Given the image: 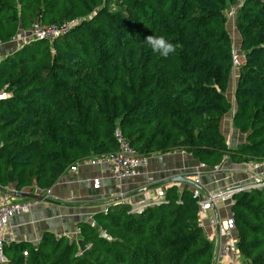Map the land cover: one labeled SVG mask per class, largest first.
<instances>
[{
  "label": "trees",
  "instance_id": "trees-1",
  "mask_svg": "<svg viewBox=\"0 0 264 264\" xmlns=\"http://www.w3.org/2000/svg\"><path fill=\"white\" fill-rule=\"evenodd\" d=\"M237 1L0 0L1 47L35 20L77 22L0 59V188L50 189L71 167L114 154L117 128L145 158L182 151L208 170L263 162L264 3L236 11L235 69L226 13ZM231 111L245 138L236 148L220 130ZM191 191L168 186L166 204L140 213L109 207L93 226L80 222L76 240L5 246L6 264H211ZM231 209L243 264H264V189L235 194Z\"/></svg>",
  "mask_w": 264,
  "mask_h": 264
},
{
  "label": "crops",
  "instance_id": "crops-1",
  "mask_svg": "<svg viewBox=\"0 0 264 264\" xmlns=\"http://www.w3.org/2000/svg\"><path fill=\"white\" fill-rule=\"evenodd\" d=\"M227 31L233 47L239 49L240 38L234 29L233 21H227ZM17 47H19L17 43H8L0 47V59L12 54ZM237 79V72L233 71L227 92V97L232 103H234L233 92ZM5 97L6 94L0 93V99ZM232 114L233 111L223 117L220 130L227 145L236 148L245 138L232 127ZM198 165V162L182 151L153 155L147 158L139 175L117 183L110 177L107 165L83 162L76 165L74 171L70 169L58 178L49 189L51 196L48 199H45V191L35 186L17 190L15 183L11 182L0 190L8 191L13 201L29 202L31 206L29 212L16 215L8 221L5 246L21 243L35 246L45 234L76 240L80 222H92V217L96 213L104 212L109 207L145 203L159 190H165L173 184L182 188L185 183L171 184L170 179L189 174ZM247 165H233L226 160L220 165L222 169L220 172L213 175L208 171L203 173L202 185L208 191H217L228 186L247 184L251 181ZM254 173L264 178V161L259 163ZM93 180H98L97 188L94 187ZM215 180L217 182H214ZM219 208L223 215H226V209L222 205H219Z\"/></svg>",
  "mask_w": 264,
  "mask_h": 264
},
{
  "label": "built area",
  "instance_id": "built-area-1",
  "mask_svg": "<svg viewBox=\"0 0 264 264\" xmlns=\"http://www.w3.org/2000/svg\"><path fill=\"white\" fill-rule=\"evenodd\" d=\"M244 1L238 0L236 4L230 6L226 13L229 21H233L237 9L243 5ZM256 1L264 3V0ZM76 24V21H66L61 26H45L35 20L26 33L13 38L11 43H17L18 46H22L31 39L52 42L59 37L67 35ZM231 55L233 66L236 69L243 58L234 49ZM114 139L117 144V151L114 154L101 158H91L84 162L107 165L110 177L115 182L121 183L130 177L139 175L141 167L147 162V158L135 151L118 128L114 132ZM258 165L259 163L247 165V172L251 175V181L247 184L228 186L217 191H208L202 185L201 177L205 171L212 175L220 172L222 170L221 166L208 170L203 164H199L193 172L181 176L185 180L182 183L192 186L191 194L198 208V227L203 230L206 240L212 244L211 264H243V258L236 245L234 212L231 209L232 197L240 192L264 189V178L254 173ZM71 170L74 171L75 167H71ZM214 182L217 181L215 180ZM173 183L179 182H171V184ZM93 185L97 188L99 185L98 180H93ZM50 196V190H45V199L50 198ZM164 197L165 190H159L152 199L147 200L145 203L130 205L129 213H140L147 207L166 204L167 201ZM219 205L226 209V215H223ZM30 206L29 202L17 203L13 201L8 191L0 190V264L8 262L4 254L5 232L8 221L16 215L29 212ZM106 211L104 212L106 213ZM93 225L94 223L91 222V226ZM103 236L105 235L103 234ZM22 255L26 257L27 252H22Z\"/></svg>",
  "mask_w": 264,
  "mask_h": 264
},
{
  "label": "water",
  "instance_id": "water-1",
  "mask_svg": "<svg viewBox=\"0 0 264 264\" xmlns=\"http://www.w3.org/2000/svg\"><path fill=\"white\" fill-rule=\"evenodd\" d=\"M183 178L181 176H175L170 179V182H184ZM19 195V194H18ZM27 197L32 198L33 196L27 195Z\"/></svg>",
  "mask_w": 264,
  "mask_h": 264
},
{
  "label": "rangeland",
  "instance_id": "rangeland-1",
  "mask_svg": "<svg viewBox=\"0 0 264 264\" xmlns=\"http://www.w3.org/2000/svg\"><path fill=\"white\" fill-rule=\"evenodd\" d=\"M237 50V47H235V51Z\"/></svg>",
  "mask_w": 264,
  "mask_h": 264
}]
</instances>
